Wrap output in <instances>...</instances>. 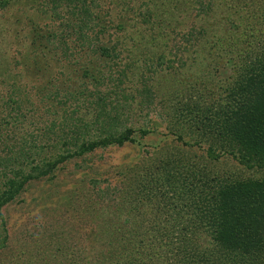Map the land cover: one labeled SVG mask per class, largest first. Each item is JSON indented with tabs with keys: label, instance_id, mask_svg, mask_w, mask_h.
<instances>
[{
	"label": "trees",
	"instance_id": "16d2710c",
	"mask_svg": "<svg viewBox=\"0 0 264 264\" xmlns=\"http://www.w3.org/2000/svg\"><path fill=\"white\" fill-rule=\"evenodd\" d=\"M10 1L0 0V10ZM114 2V16L107 18L104 14L99 19L98 14L92 13L93 0H47L46 8L50 13L65 11L66 19L58 18V21L66 31L60 34L48 29L44 31L48 49L30 42L33 48H26L21 63L24 66L20 68V62L14 63L17 69L20 68L19 73L5 74L7 69L0 65V230L5 225L3 209L23 201V194L29 187L42 183L44 198L37 202L43 206L40 211L46 212L45 205L51 196H55L62 206L59 207L63 208L62 216L71 214L75 218L67 225L54 224L58 229L50 237L54 239L53 246L49 245L59 256L53 255L54 264H63L62 260L67 256L62 239H73V231L79 223L85 226L84 230L76 231L85 239L82 253L86 255L87 264H222L226 256H232L230 264L235 261L264 264V177L243 180L210 176L199 164L186 159L181 151L171 146L156 149L138 174L125 176L130 180L125 181L127 187L108 189L100 204L89 201L86 196L80 201V192L74 191L73 184L72 191H65L63 196H56L55 185L49 187L71 163L77 175L97 192L96 174L100 170L94 162L95 153L125 145L141 146L142 149L143 141L155 133L159 124L149 123L148 127L136 131L120 125L127 121V117L123 122L121 118L129 117L132 106L146 113L153 111L161 92L153 82L155 77L174 65L170 56L173 48L174 58H178L186 46L191 51L202 47L199 40L207 29L202 22L213 13V0L196 1L198 10L192 20L183 13L176 16L172 12L164 16L166 9L179 11L176 4L173 7L165 5L167 0ZM95 20L99 21L94 24ZM141 25L148 26L147 30L140 29L139 35L150 34L149 51L142 56L141 76L132 80L128 78L132 66L126 64L120 68L117 63L120 58L118 37H127L134 27ZM33 29L36 27L29 30ZM240 38L228 39L225 43L219 39L213 47L239 56V70L243 68L246 73L238 72L234 83L228 84L226 96L217 102L204 105L199 95L197 100L187 98L183 103L179 102V127L174 135L180 142L187 137L194 139L197 134L199 142L208 145L205 155L209 160L229 156L243 167L261 170L264 169V70L258 76L256 63L251 58L257 45L244 52L239 47L235 49ZM46 53L51 54V60L42 56ZM101 62L107 64L106 67L102 68ZM178 62L180 65L185 63L183 60ZM40 63L42 68H39ZM67 65L78 66V71L72 73L76 75L75 82L79 83L77 74L82 71L79 77L82 79L81 90H70L69 83L73 78L64 74ZM2 66L5 73H2ZM31 79L48 82L33 92L36 87L29 88L34 81ZM52 84L55 97H59L55 93L57 90L65 93L63 101H56L55 97L50 99L52 92L48 91ZM167 92L175 97L172 92ZM33 98L40 102L56 101V105L64 108L67 103L82 99L84 117L69 119L66 111L61 110L68 121L57 125L54 117L58 113L52 109L46 112L44 122L43 118L39 120L47 126L36 129L41 133L34 136L23 127L27 111L35 113ZM26 105L32 106L31 109L22 111ZM87 118H90L89 122ZM67 123L71 124L67 127ZM111 126H117V129L110 130ZM74 181L79 182L77 178ZM152 192L159 194L163 203L157 207L153 226L145 229L142 236L138 237L130 229L126 236L124 232L131 225L128 216L134 214L144 203V196ZM104 204L113 210L106 209ZM49 222V218L43 219L42 224L48 226ZM63 228L70 231L58 235V230ZM0 238L1 247L7 236L2 232ZM85 261L81 259L70 264H86Z\"/></svg>",
	"mask_w": 264,
	"mask_h": 264
},
{
	"label": "rangeland",
	"instance_id": "374dc122",
	"mask_svg": "<svg viewBox=\"0 0 264 264\" xmlns=\"http://www.w3.org/2000/svg\"><path fill=\"white\" fill-rule=\"evenodd\" d=\"M114 1L115 0H93L92 13L98 14V18L104 16V14H107V18H112L114 16L113 12L115 11L114 7H112V5H115ZM196 1L198 0H167L165 5L169 4L173 7V5L176 4L179 11H169L166 9L167 13L164 16L172 12H174L176 16L177 14L183 13L188 15V19L192 20L196 13L195 11L198 10V6L195 4ZM202 1L206 2V0ZM46 2L47 0H12L8 3L6 8L0 10V65L2 64L7 69L5 73L6 69L2 66L4 68L2 73L15 75L20 72V68L24 66L21 63L26 48H33L32 45H29L30 42L35 46L42 45L45 49H48L49 45H47L46 37H44V31L47 29L50 30L51 33L58 32L59 34L66 31H63L64 27L62 28L60 25L61 22L58 21V18L66 19L65 11L62 9L55 14L54 12L50 13L47 11ZM212 5L213 13L211 17L206 18L202 22L205 23V28L207 27L206 34L199 40V45L202 47H195V51L193 50V52L186 46L184 49L185 52L181 53V56L178 58H174L175 50L173 48V54L171 52L170 56H172L174 65L169 70L168 67H166L160 75L155 77L153 82L157 84V88L159 87L161 92L160 97L156 99V107L154 106L153 111L146 113V111H139L137 107L132 106L129 117L123 116L121 118L122 121L124 117H127V121H122L123 123L120 125L131 127L136 131L143 129L145 126L148 127L149 123L157 122L159 124L155 133L153 132L143 141L142 149L141 146L138 148L134 145H125L123 148H112L95 153L94 162H96V168L100 170L96 174L99 182L97 192L91 189L92 185L84 181L81 175H77L73 164H67L64 168V172L60 174L57 180H53L52 184L49 185V187L55 185L53 188L57 190L56 196H63L65 191H72L73 184L74 191L79 190L78 192H80V201H83L86 196L89 198V201L100 204L101 199L104 197V194L108 192V189L127 187L125 181L129 180V178L125 176L138 174L143 164L147 165L146 163L149 157L157 152L156 149H165L171 146L181 151V155L186 159L199 164L207 175L221 179L239 178L243 180L264 177V169H248L239 165L229 156H222L218 160L207 159L205 150L208 145L206 142L200 141V143L197 134L196 136L198 137L194 135V139L187 137L183 138L180 142L174 135L176 129L179 127V102L183 103L184 99L187 98L188 100H197L198 95L202 97V103L204 105H210L213 101L217 102L221 97L226 96V90L229 89L227 86L229 83L233 84L234 80L238 78V72L242 75L246 73L243 68L239 70L241 64L240 57L235 53L229 54L228 51L215 50V45L213 47L215 41L222 39L225 43L228 39L234 41L236 38L241 37L240 41H236L237 46L235 47V49L239 47L241 52L248 50L253 45H257L255 50H252L251 58L253 59L252 61L256 63L258 76L264 70V0H213ZM159 6H161V4H159ZM48 7L50 8V5H48ZM98 21L99 20H95L94 24ZM198 22L199 20L196 21V24ZM33 27H36V29L29 30ZM37 27H39V29ZM147 28V25H141L140 28L136 26L127 37H125L126 35L118 37L119 43L117 45V51L120 53V58L117 60V63H120V68L126 64L132 66L131 71L128 72V78L132 80H137L141 76L142 56L146 53L145 51H149L147 43L150 34L148 35V33H145L146 35L144 36L139 35L140 29L147 30ZM32 33H34L35 36ZM144 37L147 39L143 40ZM112 40H114V38H112ZM71 43L70 41L69 44ZM226 45H228V42ZM204 47L205 49H203ZM188 49L191 52L188 51ZM213 50L215 53H213ZM42 56L46 60L52 59L49 53L42 54ZM179 60H183L185 63L180 65L178 62ZM16 61L17 63L20 62V68L18 69L16 68L17 65L14 64ZM41 61L43 62V60ZM99 64L102 68L107 65L103 62ZM67 66L68 67L64 68V74L70 75V77L73 78L69 83L70 90H81L82 88H79V85L82 83V79L79 77L82 76V71L77 74V78L80 79L78 83L75 82L76 75L74 76V74H72L73 71H78V66ZM39 68H42L41 63L39 64ZM71 68H73V70H71ZM70 70L71 73L69 74ZM46 82L48 81L41 82V80H34L30 83L31 86L29 88L36 87L35 90H32L35 92L37 89L40 90L46 86ZM167 91L172 92L175 97L168 95ZM48 92H52L49 97L51 100H54L55 94L53 84ZM55 93L59 96L55 97V100L63 101L62 98L65 93L59 90L55 91ZM79 100L81 101L82 99ZM56 101L50 102L45 100L40 102L39 99L33 98V109L35 113H31V111L28 113L27 111V120L26 123H23V127L27 128V130H29L28 132H33L34 136L39 135L41 132L38 133L36 129H43L47 126L46 123L40 124L39 120L43 118L42 121L44 122L47 118L46 112L52 109L58 113V115L54 117L57 125L68 121L64 119L61 110L66 111L69 119L73 118L75 120V118L80 116L84 117L80 101L77 103H67L65 108L56 105ZM50 105L53 107H50ZM31 107L26 105V108H22V111L30 110ZM89 119L90 118H87V122H89ZM70 124L71 123H67L65 126L68 127ZM109 129H117V126H111ZM136 137L140 136L136 134ZM37 140H39V137ZM154 145H156L154 148L155 150L152 149ZM99 177L101 178L100 181ZM76 178L79 182L75 183L74 180ZM81 178L82 180H80ZM42 190V183H35L23 194V201L20 200V202L9 205L3 209L2 214L4 216L5 225L0 231L6 234L7 241L5 245L0 247V264H23L24 262H33L31 264H54L53 255L59 257L49 246L54 241V239L52 240L50 237L54 234V231L58 229L54 228V224L57 226L67 225L68 223L74 222L75 220L72 219L75 218L72 217L73 215L71 214L69 216H62L63 208H60L62 206L59 200L55 199V196H51L50 201L45 205L47 211L42 213L40 210L43 206L39 205L40 203L37 205L38 200L44 198V196L41 195ZM147 196H149L148 199L146 198ZM161 198L159 194L155 195L154 193L153 195V192L144 196V199H142L144 201V203L142 202V206L138 207L134 214L131 213L128 216L131 225L124 232L126 236H128L126 232L129 231V229L132 232H136L139 237L145 229H149L153 226L156 220L155 215L157 207L158 205H163ZM56 202H58V204ZM104 206H106V209L113 210L106 204H104ZM48 218L50 219L49 225L45 226L42 224L43 219L47 220ZM137 224L139 225L138 227H136ZM84 228L85 226L79 223L77 228L73 231V239H62L65 243L62 244V247L65 249L64 254L67 256L62 260L63 264H70L72 261L77 262L81 259L85 261L86 255L82 253V250L86 246V243H84L85 239H82L79 231H76L84 230ZM67 231L69 232L70 230L66 228L60 229L58 230V235H62ZM23 251L25 254L21 255L20 253ZM230 257L226 256L222 264H230L232 260ZM40 259L46 262H42ZM235 264L245 263H241V261L238 263L235 261Z\"/></svg>",
	"mask_w": 264,
	"mask_h": 264
}]
</instances>
